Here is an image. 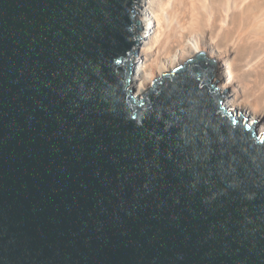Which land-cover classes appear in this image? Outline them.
I'll return each mask as SVG.
<instances>
[{"label":"water","instance_id":"95a60500","mask_svg":"<svg viewBox=\"0 0 264 264\" xmlns=\"http://www.w3.org/2000/svg\"><path fill=\"white\" fill-rule=\"evenodd\" d=\"M138 2L0 0V264H264V135L203 53L133 94Z\"/></svg>","mask_w":264,"mask_h":264},{"label":"bare ground","instance_id":"6f19581e","mask_svg":"<svg viewBox=\"0 0 264 264\" xmlns=\"http://www.w3.org/2000/svg\"><path fill=\"white\" fill-rule=\"evenodd\" d=\"M129 88L141 95L160 72L203 53L225 113L264 135V0H139Z\"/></svg>","mask_w":264,"mask_h":264},{"label":"rangeland","instance_id":"374dc122","mask_svg":"<svg viewBox=\"0 0 264 264\" xmlns=\"http://www.w3.org/2000/svg\"><path fill=\"white\" fill-rule=\"evenodd\" d=\"M141 31V30H140ZM140 38H141V35H140ZM142 39V38H141ZM141 39H139V40H141ZM132 63H133V61H132Z\"/></svg>","mask_w":264,"mask_h":264}]
</instances>
